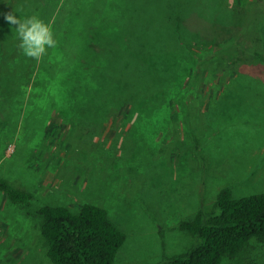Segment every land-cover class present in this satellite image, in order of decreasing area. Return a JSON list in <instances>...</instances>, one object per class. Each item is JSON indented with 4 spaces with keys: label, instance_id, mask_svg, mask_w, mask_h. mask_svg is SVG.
I'll list each match as a JSON object with an SVG mask.
<instances>
[{
    "label": "rangeland",
    "instance_id": "374dc122",
    "mask_svg": "<svg viewBox=\"0 0 264 264\" xmlns=\"http://www.w3.org/2000/svg\"><path fill=\"white\" fill-rule=\"evenodd\" d=\"M9 13L55 46L25 56ZM3 180L32 198L0 188V264H53L39 209L83 203L126 235L113 264H170L220 190L264 191V0H0Z\"/></svg>",
    "mask_w": 264,
    "mask_h": 264
},
{
    "label": "trees",
    "instance_id": "16d2710c",
    "mask_svg": "<svg viewBox=\"0 0 264 264\" xmlns=\"http://www.w3.org/2000/svg\"><path fill=\"white\" fill-rule=\"evenodd\" d=\"M178 4L176 1L175 12ZM121 13V21L131 23L130 13ZM0 188L17 203L32 198L31 193L4 180ZM39 214L47 256L53 264H113L126 240L107 211L94 203H83L77 211L46 205ZM180 228L193 236L194 244L170 258V264H221L223 258L238 255L251 240L264 243V191L236 196L231 188H223L211 211L199 210L193 218L182 221Z\"/></svg>",
    "mask_w": 264,
    "mask_h": 264
},
{
    "label": "clouds",
    "instance_id": "9594fccd",
    "mask_svg": "<svg viewBox=\"0 0 264 264\" xmlns=\"http://www.w3.org/2000/svg\"><path fill=\"white\" fill-rule=\"evenodd\" d=\"M6 21L15 25L18 47L27 57L40 59L48 48L55 46V39L48 24L36 16L19 19L16 15L7 14Z\"/></svg>",
    "mask_w": 264,
    "mask_h": 264
}]
</instances>
